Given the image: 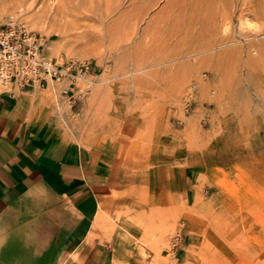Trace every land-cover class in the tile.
Returning <instances> with one entry per match:
<instances>
[{"label":"rangeland","instance_id":"rangeland-1","mask_svg":"<svg viewBox=\"0 0 264 264\" xmlns=\"http://www.w3.org/2000/svg\"><path fill=\"white\" fill-rule=\"evenodd\" d=\"M2 30L58 70L0 88L98 155L115 264H264V0H0Z\"/></svg>","mask_w":264,"mask_h":264},{"label":"crops","instance_id":"crops-1","mask_svg":"<svg viewBox=\"0 0 264 264\" xmlns=\"http://www.w3.org/2000/svg\"><path fill=\"white\" fill-rule=\"evenodd\" d=\"M37 95L0 90V264L120 263V241L96 223L113 202L101 160L39 112Z\"/></svg>","mask_w":264,"mask_h":264},{"label":"built area","instance_id":"built-area-1","mask_svg":"<svg viewBox=\"0 0 264 264\" xmlns=\"http://www.w3.org/2000/svg\"><path fill=\"white\" fill-rule=\"evenodd\" d=\"M57 68L41 59L33 44L24 49L12 31H0V80L18 88L34 87L42 79L57 78ZM41 79V80H40Z\"/></svg>","mask_w":264,"mask_h":264},{"label":"bare ground","instance_id":"bare-ground-1","mask_svg":"<svg viewBox=\"0 0 264 264\" xmlns=\"http://www.w3.org/2000/svg\"><path fill=\"white\" fill-rule=\"evenodd\" d=\"M198 33H199V31H198ZM246 41V40H245ZM248 41V40H247ZM224 42H226V40L224 41ZM228 42V44H229V42H230V45H234L235 46V44H239L238 43V41L236 42V41H233V40H230V41H227ZM240 42V41H239ZM241 44V43H240ZM243 44V43H242ZM210 45V44H209ZM212 45V44H211ZM205 47H208V44H207V46H205ZM210 47V46H209ZM238 48V47H237ZM240 49V48H239ZM233 50V49H232ZM240 50H242V51H244L248 56H254V57H257V55H258V51H257V49L256 48H254L253 46H252V43H250V42H245V44H243L242 46H241V49ZM233 52V51H232ZM236 52V51H235ZM234 52V53H235ZM212 77H214V74L212 73ZM5 88H0V90H4ZM5 92V91H4ZM33 93V92H32ZM34 94V93H33ZM99 211L100 212H98L99 214H98V216H97V218H96V223H103L104 222V220H106V215H105V213H104V211H103V208H102V206H101V208L99 209ZM94 222H95V220H94ZM94 225H95V223H94ZM98 225H100V224H98ZM97 225V226H98ZM93 229H95V227L93 228ZM1 237V236H0ZM3 237V236H2Z\"/></svg>","mask_w":264,"mask_h":264}]
</instances>
